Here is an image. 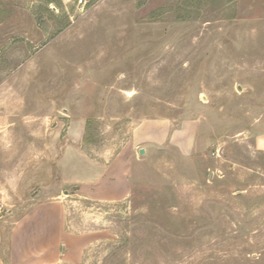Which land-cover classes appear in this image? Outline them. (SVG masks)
Returning a JSON list of instances; mask_svg holds the SVG:
<instances>
[{
  "label": "rangeland",
  "instance_id": "374dc122",
  "mask_svg": "<svg viewBox=\"0 0 264 264\" xmlns=\"http://www.w3.org/2000/svg\"><path fill=\"white\" fill-rule=\"evenodd\" d=\"M0 264H264V0H0Z\"/></svg>",
  "mask_w": 264,
  "mask_h": 264
},
{
  "label": "built area",
  "instance_id": "2783aa9c",
  "mask_svg": "<svg viewBox=\"0 0 264 264\" xmlns=\"http://www.w3.org/2000/svg\"><path fill=\"white\" fill-rule=\"evenodd\" d=\"M79 3L83 4V3H85V0H79Z\"/></svg>",
  "mask_w": 264,
  "mask_h": 264
},
{
  "label": "water",
  "instance_id": "95a60500",
  "mask_svg": "<svg viewBox=\"0 0 264 264\" xmlns=\"http://www.w3.org/2000/svg\"><path fill=\"white\" fill-rule=\"evenodd\" d=\"M141 152H144V149H141Z\"/></svg>",
  "mask_w": 264,
  "mask_h": 264
}]
</instances>
